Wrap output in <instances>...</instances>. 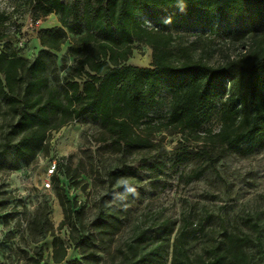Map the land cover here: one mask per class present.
I'll use <instances>...</instances> for the list:
<instances>
[{
	"label": "rangeland",
	"instance_id": "1",
	"mask_svg": "<svg viewBox=\"0 0 264 264\" xmlns=\"http://www.w3.org/2000/svg\"><path fill=\"white\" fill-rule=\"evenodd\" d=\"M13 4V0H0V10L9 11ZM137 16L148 27L173 34L174 56L187 48L193 58L202 57L211 65L237 57L260 34L246 20L222 18L213 11L175 21L141 8ZM18 22L22 27L11 37V45L30 60L45 49L38 32L60 25L55 14L33 22L26 13ZM75 39L76 35L68 33L60 50L50 51L55 58L46 73L49 84L60 93L74 64L67 49ZM4 46L0 41V51ZM151 61L152 48L135 41L126 63L150 67ZM26 79L24 74L23 84ZM169 89L167 83L161 85L151 114L167 113ZM218 116L217 105L204 126L217 129ZM11 119L0 98V264H24L35 248L46 257L54 234L68 242L66 260L80 258L79 249L68 240L69 229L60 228L64 216L52 179L50 187L44 186L54 159L69 167L67 176L59 177L60 186L75 209L82 210L88 232L104 240L98 243L99 264H122L125 244L139 232L149 247L162 245L160 264H174L177 237L195 259L221 254L229 234L249 237L245 248L251 263L264 264L263 136L252 142L205 148L189 136L163 131L155 135L150 148L116 147L110 139H100L104 134L101 122L84 114L50 132L47 155L20 158L15 140L5 136ZM109 207L114 209L108 218L113 226L110 233L100 236L92 224ZM40 220L46 222L40 225Z\"/></svg>",
	"mask_w": 264,
	"mask_h": 264
},
{
	"label": "trees",
	"instance_id": "2",
	"mask_svg": "<svg viewBox=\"0 0 264 264\" xmlns=\"http://www.w3.org/2000/svg\"><path fill=\"white\" fill-rule=\"evenodd\" d=\"M13 8L0 10V98L5 101L11 122L6 138L15 140L18 157L48 154L49 135L87 114L104 127L101 140L116 147L150 148L157 133L170 131L189 136L205 148L252 142L264 137V0H13ZM144 8L175 21L197 12H217L222 18L246 20L260 33L248 48L234 58L211 65L202 57L193 58L187 48L174 56L169 31L150 28L137 16ZM29 13L33 22L51 14L58 26L38 32L45 49L33 59L21 55L11 45V37L22 27L19 18ZM14 26L13 30L10 28ZM74 64L64 78L63 92L49 84L47 69L68 40ZM135 41L152 48L150 67L126 63ZM27 74L25 83L23 75ZM170 87L167 113L151 114L161 85ZM218 105L217 129L204 126ZM208 153V150L205 152ZM69 167L60 161L52 176L62 208L60 228L69 229L68 240L80 251V258L66 260L67 240L54 234L52 250L44 257L40 248L24 264H99V240L88 232L82 210L68 199L58 173ZM67 176V175H66ZM46 205V204H43ZM111 207L101 210L92 229L107 235L113 224ZM114 210V209H113ZM1 212V210H0ZM46 221L40 220L43 225ZM255 231L258 226L251 224ZM75 233V234H74ZM143 232L137 233L122 250V264H160L162 245L149 247ZM249 237L229 234L223 252L214 257L192 259L181 237L173 242L174 264H252L246 245Z\"/></svg>",
	"mask_w": 264,
	"mask_h": 264
},
{
	"label": "built area",
	"instance_id": "3",
	"mask_svg": "<svg viewBox=\"0 0 264 264\" xmlns=\"http://www.w3.org/2000/svg\"><path fill=\"white\" fill-rule=\"evenodd\" d=\"M62 161V160H52L49 165H48V168H47V172H46V180L44 182V186L45 187H50L51 186V179H52V176L57 172L58 170V164L59 162ZM64 175L63 173H58V176H62Z\"/></svg>",
	"mask_w": 264,
	"mask_h": 264
}]
</instances>
